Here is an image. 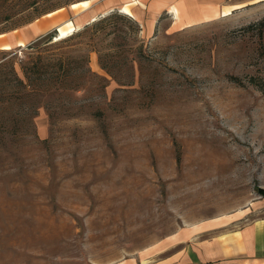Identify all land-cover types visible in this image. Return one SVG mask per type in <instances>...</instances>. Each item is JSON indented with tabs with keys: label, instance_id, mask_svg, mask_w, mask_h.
<instances>
[{
	"label": "rangeland",
	"instance_id": "1",
	"mask_svg": "<svg viewBox=\"0 0 264 264\" xmlns=\"http://www.w3.org/2000/svg\"><path fill=\"white\" fill-rule=\"evenodd\" d=\"M263 19L264 0H0V264H206L264 217Z\"/></svg>",
	"mask_w": 264,
	"mask_h": 264
},
{
	"label": "crops",
	"instance_id": "2",
	"mask_svg": "<svg viewBox=\"0 0 264 264\" xmlns=\"http://www.w3.org/2000/svg\"><path fill=\"white\" fill-rule=\"evenodd\" d=\"M173 11L177 12V9L173 7ZM46 33L40 26L37 27L35 33L27 36L29 43ZM208 243L210 245L205 244V255L208 257L206 264H264V217L244 221L237 230L225 237L213 238ZM175 262L180 264V259ZM199 263L196 261L195 264Z\"/></svg>",
	"mask_w": 264,
	"mask_h": 264
},
{
	"label": "trees",
	"instance_id": "3",
	"mask_svg": "<svg viewBox=\"0 0 264 264\" xmlns=\"http://www.w3.org/2000/svg\"><path fill=\"white\" fill-rule=\"evenodd\" d=\"M133 25H137V22L133 21L132 23ZM251 28H257V30L259 31V35L263 38L264 37V19L258 23H254L253 25L250 26ZM48 36V37H47ZM47 36H45L44 38L46 40H48L50 42V40L53 38L54 34L51 33V34H48ZM32 47V46H30ZM142 49V47H141ZM261 193L264 195V190H260Z\"/></svg>",
	"mask_w": 264,
	"mask_h": 264
},
{
	"label": "bare ground",
	"instance_id": "4",
	"mask_svg": "<svg viewBox=\"0 0 264 264\" xmlns=\"http://www.w3.org/2000/svg\"><path fill=\"white\" fill-rule=\"evenodd\" d=\"M124 5L120 8V9H123L124 10ZM110 10V9H109ZM85 11V10H84ZM96 20V18H93L92 19V21H95ZM178 23V22H177ZM178 25V24H177ZM72 34V31L70 30V31H68V32H64V33H61V34H59V38H58V40H60V39H63V38H66V37H68L69 35H71Z\"/></svg>",
	"mask_w": 264,
	"mask_h": 264
}]
</instances>
